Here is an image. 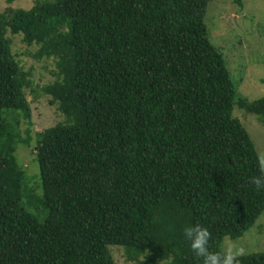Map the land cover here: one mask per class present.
<instances>
[{
    "label": "trees",
    "instance_id": "obj_1",
    "mask_svg": "<svg viewBox=\"0 0 264 264\" xmlns=\"http://www.w3.org/2000/svg\"><path fill=\"white\" fill-rule=\"evenodd\" d=\"M210 1L37 0L0 13V264H114L110 246L137 264H203L185 226H207L217 251L255 224L264 167L233 109L262 119L264 96L238 93L208 37ZM7 32L55 63L42 92L64 119L33 135L31 73ZM31 141L43 220L22 204L15 152ZM240 259L264 264V251Z\"/></svg>",
    "mask_w": 264,
    "mask_h": 264
},
{
    "label": "rangeland",
    "instance_id": "obj_2",
    "mask_svg": "<svg viewBox=\"0 0 264 264\" xmlns=\"http://www.w3.org/2000/svg\"><path fill=\"white\" fill-rule=\"evenodd\" d=\"M37 0H15L7 4L0 0V13L6 9L30 8ZM204 23L211 44L223 55L232 81L237 91L248 101L264 96V0H211L205 9ZM11 52L20 66L31 73L32 89L26 90L31 110L30 135L62 122L64 117L56 104H50V96L42 92V87L55 79V63L52 58L37 59L36 45H26L21 35L6 34ZM235 116L247 130L254 147L264 161V116L256 115L234 107ZM28 126L20 121L21 137L26 139ZM33 141L30 145L20 143L16 149L17 163L25 172L23 184V207L38 220H43L46 212L38 209L42 196L38 163L34 156ZM27 192L30 194L28 195ZM222 249L243 248L245 254L264 251V210L255 224L241 237H224ZM114 264H137L128 260L120 246H110ZM244 254V255H245Z\"/></svg>",
    "mask_w": 264,
    "mask_h": 264
},
{
    "label": "clouds",
    "instance_id": "obj_3",
    "mask_svg": "<svg viewBox=\"0 0 264 264\" xmlns=\"http://www.w3.org/2000/svg\"><path fill=\"white\" fill-rule=\"evenodd\" d=\"M264 167V161L261 162ZM257 189H264V177L252 179ZM184 235L190 241V247L197 257H202L203 264H241L245 252L243 248L228 247L223 250L211 251L209 243L212 233L209 228L201 223L185 226Z\"/></svg>",
    "mask_w": 264,
    "mask_h": 264
}]
</instances>
